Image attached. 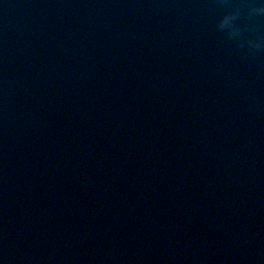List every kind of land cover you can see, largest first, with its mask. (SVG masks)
<instances>
[{
	"label": "water",
	"instance_id": "obj_1",
	"mask_svg": "<svg viewBox=\"0 0 264 264\" xmlns=\"http://www.w3.org/2000/svg\"><path fill=\"white\" fill-rule=\"evenodd\" d=\"M217 0H0L3 264H264V56Z\"/></svg>",
	"mask_w": 264,
	"mask_h": 264
},
{
	"label": "clouds",
	"instance_id": "obj_2",
	"mask_svg": "<svg viewBox=\"0 0 264 264\" xmlns=\"http://www.w3.org/2000/svg\"><path fill=\"white\" fill-rule=\"evenodd\" d=\"M217 6L223 11L215 22L216 31L242 57L264 56V0H217Z\"/></svg>",
	"mask_w": 264,
	"mask_h": 264
}]
</instances>
